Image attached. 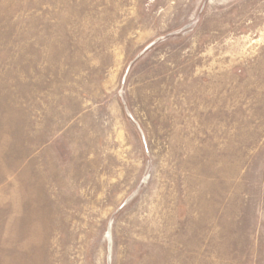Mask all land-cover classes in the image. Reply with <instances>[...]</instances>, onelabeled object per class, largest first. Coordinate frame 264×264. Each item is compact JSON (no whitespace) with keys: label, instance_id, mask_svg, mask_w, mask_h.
Returning a JSON list of instances; mask_svg holds the SVG:
<instances>
[{"label":"rangeland","instance_id":"1","mask_svg":"<svg viewBox=\"0 0 264 264\" xmlns=\"http://www.w3.org/2000/svg\"><path fill=\"white\" fill-rule=\"evenodd\" d=\"M0 264H264V0H0Z\"/></svg>","mask_w":264,"mask_h":264}]
</instances>
